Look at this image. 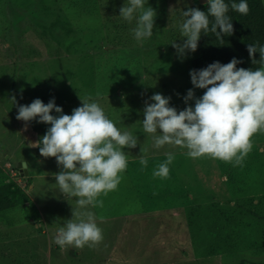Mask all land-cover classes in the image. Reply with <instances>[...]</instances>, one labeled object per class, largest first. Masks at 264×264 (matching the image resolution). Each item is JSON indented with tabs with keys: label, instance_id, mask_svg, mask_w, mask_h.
I'll list each match as a JSON object with an SVG mask.
<instances>
[{
	"label": "rangeland",
	"instance_id": "1",
	"mask_svg": "<svg viewBox=\"0 0 264 264\" xmlns=\"http://www.w3.org/2000/svg\"><path fill=\"white\" fill-rule=\"evenodd\" d=\"M197 1L0 0V176L29 196L0 211V264H264V65L209 91ZM45 6L77 55L31 29Z\"/></svg>",
	"mask_w": 264,
	"mask_h": 264
},
{
	"label": "trees",
	"instance_id": "2",
	"mask_svg": "<svg viewBox=\"0 0 264 264\" xmlns=\"http://www.w3.org/2000/svg\"><path fill=\"white\" fill-rule=\"evenodd\" d=\"M56 13L49 24L31 29L47 46L55 48L52 52L56 55H77L74 50H81L83 43L78 40L80 28L60 26ZM180 15L183 24L196 36L188 65L209 91H245L256 84L264 65V0L197 1L180 11ZM72 35V43H67V37ZM179 46L176 48L180 49ZM28 199L27 192L0 176V211ZM249 213L257 215L254 210Z\"/></svg>",
	"mask_w": 264,
	"mask_h": 264
},
{
	"label": "crops",
	"instance_id": "3",
	"mask_svg": "<svg viewBox=\"0 0 264 264\" xmlns=\"http://www.w3.org/2000/svg\"><path fill=\"white\" fill-rule=\"evenodd\" d=\"M26 9H21L22 12H24ZM55 10L53 11V8L51 10V7L49 6H45V11H44V20H43V23L44 24H49L51 22V18H49L48 16H52V15H55ZM59 19V18H58Z\"/></svg>",
	"mask_w": 264,
	"mask_h": 264
},
{
	"label": "water",
	"instance_id": "4",
	"mask_svg": "<svg viewBox=\"0 0 264 264\" xmlns=\"http://www.w3.org/2000/svg\"><path fill=\"white\" fill-rule=\"evenodd\" d=\"M207 0H202V2H206ZM20 168H21V166H23L22 168L25 170V173H28V169L26 168V164H25V162H21V163H19V165H18Z\"/></svg>",
	"mask_w": 264,
	"mask_h": 264
}]
</instances>
